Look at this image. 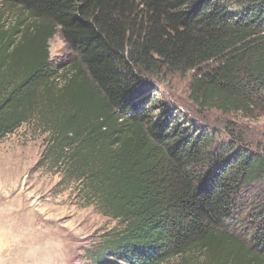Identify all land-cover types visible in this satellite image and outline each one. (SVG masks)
<instances>
[{"label":"trees","instance_id":"16d2710c","mask_svg":"<svg viewBox=\"0 0 264 264\" xmlns=\"http://www.w3.org/2000/svg\"><path fill=\"white\" fill-rule=\"evenodd\" d=\"M2 2L0 139L39 129L38 165L119 222L97 264H264V140L231 121L220 138L157 91L190 73L199 108L264 116V0Z\"/></svg>","mask_w":264,"mask_h":264},{"label":"rangeland","instance_id":"374dc122","mask_svg":"<svg viewBox=\"0 0 264 264\" xmlns=\"http://www.w3.org/2000/svg\"><path fill=\"white\" fill-rule=\"evenodd\" d=\"M48 45L55 65L70 62L71 51L59 33ZM189 74L167 76L159 84L157 91L166 104L200 125L215 126L220 138L227 136L225 130L233 129L253 145L263 142L264 116L246 118L199 108L189 98ZM228 121L236 126L226 129ZM44 137L39 129L22 123L0 139V264H97L100 244L120 224L85 205L74 186L60 181L51 165H38ZM188 260L180 256L162 264H186Z\"/></svg>","mask_w":264,"mask_h":264}]
</instances>
